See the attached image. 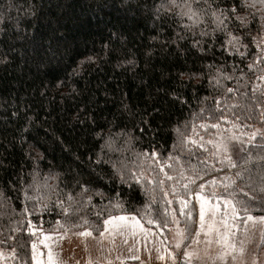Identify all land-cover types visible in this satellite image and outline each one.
<instances>
[{
  "label": "trees",
  "instance_id": "16d2710c",
  "mask_svg": "<svg viewBox=\"0 0 264 264\" xmlns=\"http://www.w3.org/2000/svg\"><path fill=\"white\" fill-rule=\"evenodd\" d=\"M183 2L0 0V250L11 264H35L39 228L99 233L119 213L165 231L174 204L190 233L194 201L184 214L169 201L166 172L194 185L222 171L240 213L264 216V3L201 2L189 30ZM231 127L242 152L217 167L202 140Z\"/></svg>",
  "mask_w": 264,
  "mask_h": 264
},
{
  "label": "rangeland",
  "instance_id": "374dc122",
  "mask_svg": "<svg viewBox=\"0 0 264 264\" xmlns=\"http://www.w3.org/2000/svg\"><path fill=\"white\" fill-rule=\"evenodd\" d=\"M233 136L236 139H226ZM203 137L204 135L200 133L198 140ZM241 139H244L243 133L232 127L229 128L228 134L218 131L214 136L206 137V140L202 141L211 145L208 160L215 163L217 167H225L228 166L224 159L227 156L234 163L242 152ZM221 141L227 144L226 152L217 147ZM165 176L167 183L172 185L167 194L171 203L173 199L194 201V225L190 233L186 225L181 223L180 215L177 209L175 210L174 204L171 209L172 224L165 231L162 228L148 226L136 214L119 213L109 216L106 220L121 215L128 219L124 222L110 221L99 233H94L87 228L37 229L38 259L47 264L48 251L51 249L53 259L57 264H186L187 258L184 257V251L187 250L193 253L191 264H264V245L262 244L264 221L259 219L249 221L247 215H242L239 209H237L235 218H232L230 213L228 217L224 216V212L230 207L226 206L224 201L232 199L227 194L226 175L222 171L194 185L188 184L187 173L182 170L180 173L178 171L166 172ZM212 180L216 181L215 187L208 184ZM200 183H205L204 190L198 188ZM184 184H188L190 189L200 191V194L208 200L203 227L199 215V202L194 194L185 193ZM212 192L217 193L219 199L212 198ZM214 205H218L215 216L212 215ZM135 221H138L141 227L137 228L136 234L133 235L130 226ZM225 222L228 225L227 229ZM121 223H127L129 228L121 230L113 227L114 224ZM178 230L182 232V236L178 235ZM226 231L228 235L224 236ZM189 236L195 239H190ZM45 237H47L46 240ZM225 239L234 247H226ZM178 240L181 244L180 248L176 247ZM225 252L228 254L221 260L220 257ZM133 256L138 259H133ZM161 256L164 258L159 259L158 257ZM0 258L4 264H11V255L2 250H0Z\"/></svg>",
  "mask_w": 264,
  "mask_h": 264
},
{
  "label": "snow or ice",
  "instance_id": "6c2138e0",
  "mask_svg": "<svg viewBox=\"0 0 264 264\" xmlns=\"http://www.w3.org/2000/svg\"><path fill=\"white\" fill-rule=\"evenodd\" d=\"M201 2L205 3V4H208L209 0H184L183 4L180 5V7L186 8V11H183V12L177 13V14L181 15L182 17H186L191 22L190 24H186L185 25V27L189 28V30H191L192 27H195L197 24H199L201 22V19H202V16H203V10L198 8V7H196V5H198ZM261 2L264 3V0H261ZM172 4H173L174 7L176 6L175 0H172ZM209 7H211L210 4H209ZM231 11L234 13L235 9L233 8V9H231ZM212 16L214 17V21L213 22L216 24L217 28H220L221 26L225 25L226 20L228 19L227 15H225V12L222 11V10H219V9L214 10L212 12ZM237 19L242 20V18H240V17H237ZM201 35H206V33L201 32ZM229 35H231V34H229ZM239 39H240L239 37L233 36L231 39H229L228 43L233 45V47H235V44L239 43ZM253 39L255 40V38H253ZM241 55H243V53H241ZM249 67H251V65H249ZM231 91H232V89H228V92H231ZM213 127H218V126L217 125H213ZM255 135H256V133H253V136H255ZM226 139H236V137L233 136V137H228ZM193 143H195V141H193ZM210 143H211V141H210ZM217 147L222 148L225 152L227 151V144H225L223 141H221L219 144H217ZM224 159L227 161L229 167H235V164H233V162L231 161L230 157L226 156ZM237 176L239 177L240 173H237ZM168 179H172V177H168ZM191 183H195V180H192ZM208 184L211 185L212 187H215L216 181L215 180L209 181ZM183 187H184V191H185L186 194H189V195H193L194 194L196 200L199 202V205H200L199 215H200V220H201V226L203 227V223H204V219H205V209L208 206V200L204 196H202L200 194V191H195L194 189H190L188 187V184H184ZM205 187H206L205 183H200L198 185V188L200 190H204ZM225 187L227 188V185H225ZM262 191H264V189H262ZM173 192H175V189H173ZM230 195H232V194H230ZM211 197L214 198V199H219V196L215 192H212ZM224 202H225L226 206H230L228 208V210H226L224 212V216L228 217L229 213H230L231 217L235 218L236 215H237V207H236V205L233 204L232 200H229V199H225ZM237 203L243 204L244 202L243 201H238ZM181 204H182L181 213L184 214L183 213V209L185 207H187L188 202L187 201H181ZM115 207L118 209L120 206L117 204ZM217 209H218V205L212 206V215L213 216L216 215ZM243 212L247 215L248 208L244 207L243 208ZM165 215H167V213ZM186 215L187 216H191L192 213L188 212ZM127 219L128 218L123 216V215L115 216V217H110L109 220H105L104 223L108 224V223H110V221L124 222ZM254 219H259L261 221H264V216H261L259 218H254L251 215H247V220L251 221V220H254ZM133 220H135V218H133ZM147 222H148L149 225L156 223V221L154 219H152L150 216H149ZM167 222L168 221L165 219L164 220V224L166 225ZM28 226L31 227V224L29 223ZM113 227L114 228L118 227L121 230H127L129 228V225L127 223H121V224H114ZM140 227L141 226L139 225L138 221L133 222L131 224V226H130L131 233L133 235H135L137 228H140ZM227 227H228L227 222H225V228L227 229ZM141 230L144 231L143 229H141ZM178 235L182 236L183 234H182L181 231L178 230ZM197 235H198V233H197ZM227 235H228V233L226 231L224 236H227ZM188 238L193 239V240L195 239V237H191V236H189ZM46 239H47V237H45V240ZM224 242H225L226 247H234L233 245L229 244L226 239H225ZM180 246H181V244H180V241L178 240L177 244H176V247L180 248ZM227 254H228L227 252L222 254L220 259L223 260L224 257ZM192 255H193V253H191V252H189L187 250L184 251V257L187 258L186 264H191ZM132 258L133 259H138V257H136V256H133ZM158 258L159 259H163L164 257L161 256V257H158ZM32 260L35 262V264H44V262L42 260L38 259V257H37V245H36L35 242L32 243ZM47 264H57V262L54 261V259H53V253H52L51 249H49V251H48Z\"/></svg>",
  "mask_w": 264,
  "mask_h": 264
}]
</instances>
